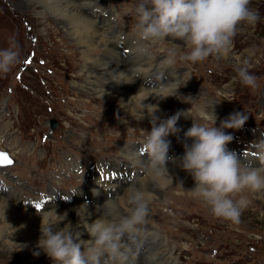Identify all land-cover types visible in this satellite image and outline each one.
Masks as SVG:
<instances>
[{
  "label": "rangeland",
  "instance_id": "obj_1",
  "mask_svg": "<svg viewBox=\"0 0 264 264\" xmlns=\"http://www.w3.org/2000/svg\"><path fill=\"white\" fill-rule=\"evenodd\" d=\"M137 2L100 0L106 5L101 9H108L102 17L108 19L107 23L111 24L108 26L117 30L115 39L120 48L124 42L133 48L143 43L135 35L136 20L132 11ZM38 3L0 0V48L6 47L8 38L14 36L21 54V63L7 74H0V150L13 162L9 166L0 165V194L19 193L22 202L34 211L52 202L54 195L64 202L61 208L66 207L65 200L79 196L84 187L98 189L109 199H116L119 195L116 191L131 185L132 175L141 172L136 169L138 164L127 161L122 151L133 148L136 155L144 158L140 148L151 126L123 111L119 103L114 102L110 110H103L97 100L90 101L84 94L79 96L74 86L76 82L82 83L76 79L80 74V57L67 47L70 41L62 32L49 29L50 21L56 26L49 13L45 14L46 18L38 15L46 9ZM249 6L258 12L260 19L254 26H241L233 38L230 53L238 61L250 60V71L258 77L255 89L233 83L237 63L229 66L222 56L209 57L196 64L178 60L164 70L191 76L190 79L183 77L184 82L189 79L184 85L180 82L183 110H188L193 103L199 104L194 97L199 91L200 96L204 94L221 105L217 126L220 119L233 111L246 112L248 120L241 129L226 130L233 136L228 149L243 159L251 158L253 141L264 139V0H251ZM172 46V42L165 41L152 47L146 56L153 59V65L164 66L166 50ZM124 53L125 50L123 56ZM123 58L126 60L127 56ZM168 78H172V73ZM186 115L194 117L193 113ZM120 118L122 122L117 121ZM187 119L192 123L191 118ZM185 124L186 121L178 127L181 129L176 133L179 141L184 139ZM126 163L137 171H126ZM180 173L174 180L177 184L174 186L173 182L167 187V191L169 187L172 190L160 191L163 197L159 205H149L144 222L152 224L170 247L175 248L177 264H264V197L246 192L249 206L240 221L232 223L212 216L201 201L184 191L183 182L194 185V181L187 172L180 170ZM104 174L108 179L99 182L100 175ZM148 181L159 185L154 179ZM139 235L145 236L142 232ZM154 247L148 255L146 252L147 260H155ZM5 248L0 242V264H53L42 251L39 255L30 253L39 251L36 246L28 247V251L14 248L6 252ZM159 255L161 259L143 261V264L157 261L167 264L164 253Z\"/></svg>",
  "mask_w": 264,
  "mask_h": 264
},
{
  "label": "clouds",
  "instance_id": "obj_2",
  "mask_svg": "<svg viewBox=\"0 0 264 264\" xmlns=\"http://www.w3.org/2000/svg\"><path fill=\"white\" fill-rule=\"evenodd\" d=\"M250 3L251 0H138L132 14L136 20L135 35L143 43H137L135 52L150 55L154 46L179 41L182 47L166 50L162 62L165 67H173L178 60L196 64L209 57L219 58L231 51L233 38L242 25L254 26L259 21V14ZM19 63L20 47L12 36L7 46L0 48V74H7ZM251 67L249 59H240L234 68L233 83L255 89L258 77L250 71ZM180 87L179 80L173 79L158 85L161 91H168L167 95L151 97L162 100L176 96ZM148 97L141 101L137 117L142 120L145 113L150 117L151 130L146 131L140 148L147 157L142 164L149 175L161 188L173 184L167 167L171 162L192 177L194 186L188 190L192 198L201 201L212 216L238 223L250 203L245 193H264V139L251 143V159H243L227 147L233 136L226 130L241 129L248 120L246 112L233 111L220 119L217 126L216 104L193 103L188 110H178L157 123L159 118L154 114L157 106L143 103ZM189 113L194 117L186 115ZM181 117L191 118L192 125L184 132L183 155L170 156V142L165 137L181 131L177 127ZM189 140L192 142L188 143ZM123 199L128 206L126 214L105 216L101 212L93 223H86L87 240L81 239L78 231L73 234L71 222L60 227L67 213L58 214L56 208L47 217L38 213L41 235L37 248L53 264H128V245L139 236L138 226L149 214L152 196L142 186L133 185L125 190ZM107 206L114 208L116 203L105 200L100 207Z\"/></svg>",
  "mask_w": 264,
  "mask_h": 264
},
{
  "label": "bare ground",
  "instance_id": "obj_3",
  "mask_svg": "<svg viewBox=\"0 0 264 264\" xmlns=\"http://www.w3.org/2000/svg\"><path fill=\"white\" fill-rule=\"evenodd\" d=\"M35 1L42 3L46 8L40 11L38 14L39 16L46 18L45 14L49 13V16L55 20L56 26H54L53 21H50L49 29L55 30L60 34L62 32L64 37L68 38L70 41L67 43V47L72 50L74 55H78L80 57V74L76 77V79L78 78L82 81V83L76 82L74 86L75 89L79 91V96L84 94V96H87L90 101L97 100L98 103L101 104L103 110H110L114 102L119 103L123 111L136 118H138L137 113L141 110V101L150 96L144 100L143 103L157 106L158 110L154 113L159 118L157 123L166 120L178 110H183L182 103L184 93H179L180 88L178 89V93L175 94L176 96H169L162 100L154 97L168 94V91H161L158 89V85L171 82L173 79H177L179 82L182 81L183 85L185 80H183V77H189L188 73L183 72V74L179 73L180 75H178L171 69H168L167 72H165V66H162L161 64L153 65V59L150 56L138 55L135 52L133 45H129L127 42H124V46L120 48V45L116 43L117 40L115 39L118 34L117 30L114 31L110 26H108L111 25L109 21L107 23L108 19L106 20L102 17V15L107 13L105 10L107 11L108 9H101L106 5L100 3V0L99 2H97L98 0H26V3L33 4ZM124 37L125 38L123 40L127 38L126 36ZM170 42H172L173 46H182V43L179 41ZM136 43L137 41H135V45ZM124 50V54L127 56L126 60L123 58L125 56H123ZM98 55H100V58H98ZM222 58L226 60V63L227 65L229 64V66L232 63L236 64L238 61L230 52L223 54ZM233 58H235L234 61ZM161 67L164 69H161ZM170 73H172V78H168ZM158 76L160 78L156 80V77ZM198 92L199 91H197V94L194 96L195 99L197 98V103L206 105L216 104L215 112L219 115L221 112V105L213 103L210 101L211 98H207L204 94L200 96ZM186 96L188 97V95ZM183 118L184 117H181L179 119L177 127H180V125L186 121L187 124H185L184 128L185 132L191 127L192 123H189V120L186 118H184L185 121H183ZM117 121L122 122V118L117 119ZM142 121L150 124V117L147 113H145V117ZM178 137H176V134L171 133L165 137V139L170 142L169 154L173 153L174 156H182L184 152L183 141H179ZM191 142V140L188 141V143ZM122 153L125 154L127 161H130L132 165L138 164L136 169L138 171L141 170V172L139 171L134 174L131 173L135 169H133V167L130 168V165L126 163L128 166L126 171L133 169V171L128 173L133 174V183L125 186L123 189H118L116 192L117 194L119 193V195L116 199H109L107 194L101 193L98 189L87 187L89 188L88 190L84 187L83 190L81 189V194L79 196L74 197L71 201L65 200L67 202L66 204H68L65 205L66 207L61 208L60 205L61 203L64 204V202H60V200L54 195L52 202H46L43 207L37 209L39 211H34L27 204L22 202L23 199L19 193L14 192L10 195L12 197H10L9 194H0V242L7 247L4 250L9 252L10 250L16 248L21 251H28L27 248L30 246L37 247L38 240L41 235V216L38 213H43L47 217L52 215L55 208L58 214L67 213V218L60 225V227H63L64 224L71 222L74 235L76 234V231H78L81 233V239H89L88 233L85 229L87 226L86 223H93L99 218L101 212H103L105 216H109V214H126L128 206L124 201L123 196L125 190L133 185L137 187L142 186L144 190L151 194L152 199L149 203L151 207L159 205V202H161L160 200L163 197L162 193L169 192L173 188L169 187L167 191L168 186L166 188H161L159 185L156 186L151 182L149 183L148 180H152L153 178L149 175L147 169L142 164V161L147 160L146 156L141 158L138 154L136 155L137 152L135 153V149L133 148L132 150L123 149ZM167 167L169 174L173 177L175 186L177 182L174 180L179 178L181 169L171 162L167 164ZM105 175L106 174H104V176L100 175V178L98 179L99 182H104L108 179ZM84 181H86V179ZM183 183L185 185V189L183 188L184 191H188L194 186L186 182ZM160 191L163 192L161 193ZM254 194L257 196L262 195V197H264V193ZM82 197L85 198L83 201L81 200ZM105 200L109 201L110 204L111 202H115L116 207L113 208L111 206H107L101 208L100 206L103 205ZM47 210L52 211L45 212ZM142 226V228L138 227L140 232L144 233L145 236L142 237L139 235L135 242H130L128 245L130 248L128 264H143V261H156V259L159 260L160 258L159 254L162 253H164L163 256L167 258V264H177V256L175 255L174 250L175 248L170 247L166 238H163L160 234H158L154 230L152 224L143 223ZM147 236H153L155 239H149ZM143 239L144 241H142ZM153 241H157L159 243ZM151 247H154L156 251V253L154 251L155 260H147L146 258V252L148 255ZM159 248H163L161 251L162 253L158 250ZM37 252L40 253L41 250ZM30 253L34 254L36 252ZM157 262L155 264H160V262Z\"/></svg>",
  "mask_w": 264,
  "mask_h": 264
},
{
  "label": "snow or ice",
  "instance_id": "obj_4",
  "mask_svg": "<svg viewBox=\"0 0 264 264\" xmlns=\"http://www.w3.org/2000/svg\"><path fill=\"white\" fill-rule=\"evenodd\" d=\"M0 162L6 163V164H11L12 163L11 159H9L7 157V155H5V154H0Z\"/></svg>",
  "mask_w": 264,
  "mask_h": 264
},
{
  "label": "water",
  "instance_id": "obj_5",
  "mask_svg": "<svg viewBox=\"0 0 264 264\" xmlns=\"http://www.w3.org/2000/svg\"><path fill=\"white\" fill-rule=\"evenodd\" d=\"M51 125H52V123H51ZM0 154H5V155H7V157H8L9 159H11L5 151H0ZM11 161H12V159H11ZM0 165L4 166V165H9V164H6V163H2V162H0Z\"/></svg>",
  "mask_w": 264,
  "mask_h": 264
}]
</instances>
